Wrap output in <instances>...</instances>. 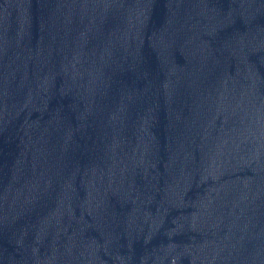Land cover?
I'll list each match as a JSON object with an SVG mask.
<instances>
[{
    "label": "water",
    "instance_id": "obj_1",
    "mask_svg": "<svg viewBox=\"0 0 264 264\" xmlns=\"http://www.w3.org/2000/svg\"><path fill=\"white\" fill-rule=\"evenodd\" d=\"M0 264H264V0H0Z\"/></svg>",
    "mask_w": 264,
    "mask_h": 264
}]
</instances>
